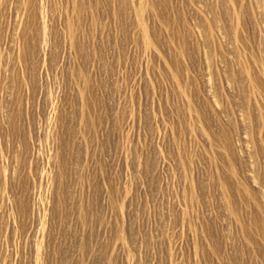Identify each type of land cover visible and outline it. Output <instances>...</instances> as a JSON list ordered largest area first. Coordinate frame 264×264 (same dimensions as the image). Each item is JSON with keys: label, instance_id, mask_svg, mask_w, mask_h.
Returning <instances> with one entry per match:
<instances>
[{"label": "rangeland", "instance_id": "374dc122", "mask_svg": "<svg viewBox=\"0 0 264 264\" xmlns=\"http://www.w3.org/2000/svg\"><path fill=\"white\" fill-rule=\"evenodd\" d=\"M0 264H264V0H0Z\"/></svg>", "mask_w": 264, "mask_h": 264}]
</instances>
